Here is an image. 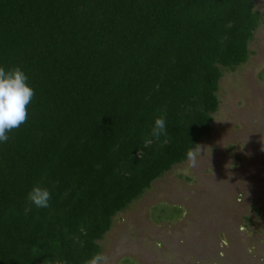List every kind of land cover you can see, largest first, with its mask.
Listing matches in <instances>:
<instances>
[{"label":"trees","instance_id":"obj_1","mask_svg":"<svg viewBox=\"0 0 264 264\" xmlns=\"http://www.w3.org/2000/svg\"><path fill=\"white\" fill-rule=\"evenodd\" d=\"M256 1L0 0V65L35 91L0 144V264L102 254L116 215L212 134L223 69L249 60L262 22ZM36 184L50 207L27 200Z\"/></svg>","mask_w":264,"mask_h":264},{"label":"rangeland","instance_id":"obj_2","mask_svg":"<svg viewBox=\"0 0 264 264\" xmlns=\"http://www.w3.org/2000/svg\"><path fill=\"white\" fill-rule=\"evenodd\" d=\"M255 9L250 58L223 69L212 134L116 215L103 264H264V0Z\"/></svg>","mask_w":264,"mask_h":264},{"label":"clouds","instance_id":"obj_3","mask_svg":"<svg viewBox=\"0 0 264 264\" xmlns=\"http://www.w3.org/2000/svg\"><path fill=\"white\" fill-rule=\"evenodd\" d=\"M29 77L20 67L6 68L0 65V144L9 140L8 133L19 128L27 121V107L33 96L34 88L29 84ZM166 121L163 117H157L152 127L151 136L159 138L166 134ZM151 143L150 139L145 140V144ZM192 158V152L188 153ZM51 191L47 187L39 184L33 185L27 193V200L37 208L50 207ZM104 257L97 253L92 258L85 261V264H103ZM63 264H68L65 260Z\"/></svg>","mask_w":264,"mask_h":264}]
</instances>
